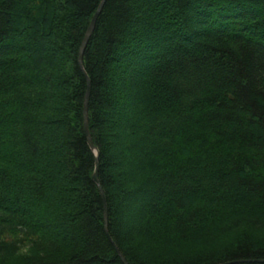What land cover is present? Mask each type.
<instances>
[{
	"label": "trees",
	"instance_id": "1",
	"mask_svg": "<svg viewBox=\"0 0 264 264\" xmlns=\"http://www.w3.org/2000/svg\"><path fill=\"white\" fill-rule=\"evenodd\" d=\"M100 2L0 0V264H264V0L104 1L97 185Z\"/></svg>",
	"mask_w": 264,
	"mask_h": 264
},
{
	"label": "water",
	"instance_id": "2",
	"mask_svg": "<svg viewBox=\"0 0 264 264\" xmlns=\"http://www.w3.org/2000/svg\"><path fill=\"white\" fill-rule=\"evenodd\" d=\"M104 1L105 0H101L97 10L95 11L93 16L91 17L89 25L86 28V31H85V33L83 35L82 40H81V43H80V46H79V51H78V65H79L80 69L83 71V73H84V75L86 77V80H87V86H86V91H85V95H84V99H83V110H82V114H83V131H84V134H85V137H86L87 144H88L89 148L92 150V152L95 155V164H94V171L92 173V180L97 185H99V181H98V151H97L96 146L93 144V141H92V138H91V135H90V132H89V128H88V99H89V93H90V81H89V79H88V77H87V75H86V73L84 71L83 65H82V55H83V51L85 49V46H86V44H87V42L89 40V37L91 36V34L93 32L96 18L98 16V13L101 10V7H102ZM100 193H101V196H102V199H103V203H104V220H105V229L107 231V224H106L107 209H106L105 199H104V195H103L102 190H100ZM120 256H121V259L123 260V262L125 264H127L125 259L122 257V255H120Z\"/></svg>",
	"mask_w": 264,
	"mask_h": 264
},
{
	"label": "rangeland",
	"instance_id": "3",
	"mask_svg": "<svg viewBox=\"0 0 264 264\" xmlns=\"http://www.w3.org/2000/svg\"><path fill=\"white\" fill-rule=\"evenodd\" d=\"M26 250H27V246H25V248L19 249V251H21V252H25Z\"/></svg>",
	"mask_w": 264,
	"mask_h": 264
}]
</instances>
